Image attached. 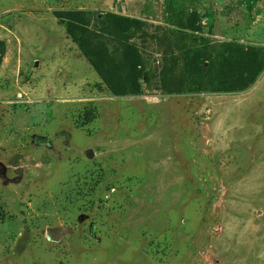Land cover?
<instances>
[{"label": "rangeland", "instance_id": "1", "mask_svg": "<svg viewBox=\"0 0 264 264\" xmlns=\"http://www.w3.org/2000/svg\"><path fill=\"white\" fill-rule=\"evenodd\" d=\"M61 11L92 29L104 14L138 22L140 96L105 88ZM190 11L216 77L227 44L264 50V0ZM164 12V0H0V264H264V73L243 93L166 94Z\"/></svg>", "mask_w": 264, "mask_h": 264}, {"label": "trees", "instance_id": "2", "mask_svg": "<svg viewBox=\"0 0 264 264\" xmlns=\"http://www.w3.org/2000/svg\"><path fill=\"white\" fill-rule=\"evenodd\" d=\"M194 2L164 0L165 51L164 65L159 73L162 89L173 96L247 91L264 73V50L262 47L227 44L225 53H228L229 64L223 66L218 77L211 74L215 69V55L207 48L205 41L195 34L200 33V29L196 26L197 14L190 11ZM54 14L64 23L66 35L110 93L116 97L141 95L140 80L147 73L135 45L129 43L128 37L130 28L138 22L104 14L101 20L97 16L94 18L92 29L91 19L83 11H61ZM203 18L207 22L206 26L211 29L214 18L212 11L207 10ZM104 36L109 37L107 42ZM111 42H118L120 49L109 51L110 44L115 46ZM2 54L1 51L0 57Z\"/></svg>", "mask_w": 264, "mask_h": 264}, {"label": "water", "instance_id": "3", "mask_svg": "<svg viewBox=\"0 0 264 264\" xmlns=\"http://www.w3.org/2000/svg\"><path fill=\"white\" fill-rule=\"evenodd\" d=\"M6 173V167L0 162V178H4Z\"/></svg>", "mask_w": 264, "mask_h": 264}]
</instances>
